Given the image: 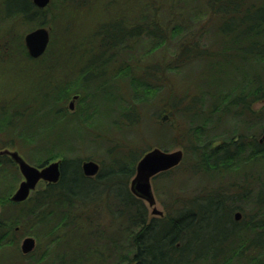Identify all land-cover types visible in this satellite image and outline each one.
I'll return each mask as SVG.
<instances>
[{
	"label": "trees",
	"instance_id": "trees-1",
	"mask_svg": "<svg viewBox=\"0 0 264 264\" xmlns=\"http://www.w3.org/2000/svg\"><path fill=\"white\" fill-rule=\"evenodd\" d=\"M191 1L193 6L182 14L175 12L165 23L166 30L148 18L153 5L145 3L134 9L139 24L119 18L121 12L100 22L104 51L123 45L127 28L122 25L129 22L134 26L130 34L134 39L151 42L148 51L156 42H174L181 48L170 54L173 59L164 70L161 64H156L158 71L142 68L139 59L135 60L134 103L121 102L125 110L121 122H116L118 130L138 128L142 110L137 105L160 89L158 83L168 85L170 78L186 71V64L203 57L200 65L195 63L194 72L193 68L186 72L195 73L190 76L192 86L166 94L159 113L168 114L167 120L156 121L160 131L155 132V145L168 152L180 148L184 157L176 170L183 169L182 176L191 177L182 183L171 181L168 176L174 169L154 177L160 197V191L167 188L161 201L165 217L148 216L146 204L130 188L136 165L152 150V144L138 150L136 139L123 138L124 132L123 137L113 136L109 141L105 133L90 131L95 125L104 127L103 105L117 102L111 98L116 94H111L109 82L95 69L72 82H52L42 72L47 51L36 62L38 90L22 106L25 110L16 109L17 96L0 93V132L6 128L18 139L17 144L0 141V150L18 148L26 161L39 167L61 160V178L57 183H44L25 202L14 203L10 196L15 185L7 183L6 169V164L14 162L0 154V264L15 263L9 257V244L16 242L18 233L15 226L22 236L33 235L40 242L30 254L16 250L29 259L28 264H264V104L255 105L264 102V0H206V5L202 0ZM85 3L61 0L58 8L69 5L72 10ZM143 8L147 11L142 12ZM49 10L50 4L39 8L33 0H0V48L6 46L0 65L16 59L12 57L15 50L8 46L12 44L4 41L16 39L21 25L33 30L56 22L57 15L49 16ZM205 39H211L210 44ZM185 42L191 46L184 47ZM164 77L167 82L163 84ZM43 79L47 84H42ZM76 94L83 96L81 103L93 98L96 105L70 113L66 102ZM97 97L102 100L101 108ZM90 144L99 157L92 152L87 156L77 153H87ZM90 160L100 165L96 177L82 171L83 162ZM192 178H198L195 185ZM157 179L163 180L159 187ZM105 216L111 218L107 228L117 221L119 234L113 241L105 228L99 230L102 226L85 227L103 225ZM62 244L70 250H58Z\"/></svg>",
	"mask_w": 264,
	"mask_h": 264
},
{
	"label": "rangeland",
	"instance_id": "rangeland-1",
	"mask_svg": "<svg viewBox=\"0 0 264 264\" xmlns=\"http://www.w3.org/2000/svg\"><path fill=\"white\" fill-rule=\"evenodd\" d=\"M60 1L61 0H50L51 3H49L50 10L47 14L49 16H51V14H56L57 19L52 26L45 27L49 30L50 42L47 47V50L45 51V53L49 51L46 58L44 59V62L47 63V66L42 69V72L44 74H49L52 82H57L60 80L62 81V79H67V81L72 82L74 80H77L79 75L83 76L84 73H86V76H88L90 72H92L91 70L93 69H95L99 73L101 72V79L105 78L109 82L111 94L113 95L114 92L116 94V96L114 95L115 98H111L117 100V102L113 100V103H105V105H103L104 108L102 107L103 112L105 110L107 112L110 111V113H107L106 111L104 112L106 116V122L104 124L105 128L102 125H95L93 128L90 129V131H94V133H105V135L109 136L106 137V139L109 141L113 138V136L123 137L121 134L124 132L123 138H127L129 136L130 139H136L137 146H139L138 150H141L145 146V144H152V149L157 148L154 143V141L156 140V138H154V135L155 132L157 130L160 131V129L158 128L156 121L158 119V121L160 122L167 120L166 117L168 114L166 115L165 112L159 113V111L161 110V106L164 103V98L166 94H169V92H171L172 90H177L178 92H181L187 86H192V80L190 79V76L195 75V73H193L192 75H189L188 73H190L191 68H193V72L195 71V68H198L195 63H197V65H200L201 61H203L201 60L203 57H200L201 59L198 60L193 59L192 63L190 62L186 64V66L184 67V70L186 71H184L183 74H181L180 76L174 75L172 79L170 78V80L168 81V85H165L164 83L167 82L169 77L167 75H164L165 77H167V80L165 79V77L164 79L162 78L164 81L162 82L164 84V87L161 82L158 83V87L160 89L153 90V93L150 95L151 97H148V99H146L144 103L141 102L140 105H137L142 110V122L139 127L135 128L133 131L127 130L125 128H123V130H118V128H116L118 123L116 122H121V116L124 115L122 112H124L125 110L124 107L121 108V102L123 100H126L128 104L134 103V93L131 80L135 75V72L133 71V68L135 67V60L139 59V63L142 64V68H150L152 70L156 69L155 71H158L159 66H161V68L164 70L166 64L171 62V60L173 59L170 54L174 53L175 50L177 52H180L181 48L175 46L174 42L170 44H166L165 42H156L153 45V49L148 51V49L151 48L152 44L151 42L148 43L145 38L139 37L134 39V37H130V39H127L126 37V40L123 45L120 46V48L118 47L119 49H108L107 51H104L103 47L101 46L103 38L102 35L99 34L101 29L100 27H98V25L100 24V22H108V19L112 17V15L116 12H121L119 18L125 19L126 21L127 19L134 20V25L135 22L136 24H139L140 22L138 20L140 19V17L135 18L138 13L134 9L138 4V7L141 8L143 3H145L147 6L153 5L152 8L148 7L149 12L151 13V15L147 13L148 18H153L155 21L157 20V22H160L162 24L163 29L166 30L168 29V26L165 23L169 22L173 18L175 12L176 15H178L179 13L182 14L188 7L193 6L194 3L191 0H115L114 3H109L103 0H91L88 3H85V0H82L85 5H76L74 6V9L69 10V5H65V9H62L61 7L58 8L60 5ZM205 2L206 0H202V3L205 4ZM46 7L49 8V5ZM141 11L144 12L147 11V9L143 8ZM112 21H115V19H112ZM128 26L134 29L132 22H129L127 25L123 26V28H126ZM29 28L30 27L28 25H21L19 27L20 35L17 36L16 39L4 41V44H12L8 46L12 50H15V52L12 53V57H16V59L11 60L10 62H6L3 65H0V93L2 92V94L7 97L17 96L19 102L16 106V109L18 110H25L26 106H22L26 105L27 102L30 101L37 94L38 71L36 62H38V59H40L45 54L44 53L39 58H32L28 54L27 48L25 46V36L29 32L35 30H29ZM197 28L198 26L196 25L194 30H196ZM21 36H23V40H21ZM210 41L211 39H205L204 43L210 44ZM187 42L183 44L184 47L191 46L190 43ZM49 47L50 50H48ZM25 52H27L28 56H25ZM5 53L6 46H3L2 48H0V55H5ZM8 58L10 57L8 56ZM29 58H31L32 60ZM156 64L161 65L157 66ZM124 69H126V71H122ZM228 70H230L229 67ZM187 71L188 73H186ZM126 72H128V74H126ZM42 84H47L46 82H44V79L42 81ZM115 87L116 90H114ZM76 96V98L70 97L66 102V108L70 111V113H80V110H83L85 108L87 109L89 106L92 108L96 105V101L93 98H89L88 103L86 104L84 102H80L83 98L82 95L76 94ZM99 98L100 97H97L98 106L101 105L102 101ZM71 104L73 105L72 109L70 108ZM263 104L264 102L258 104L256 103L255 105L257 108H260V106ZM129 106L133 108L132 105ZM26 111L29 112L30 110ZM154 115H159V118H156ZM118 117L120 119L117 120ZM126 119L127 118H125V120L123 119L124 124H127V121H129H126ZM107 133H109L110 135ZM0 141H16V144L18 143V139L13 136V132H11L10 130H6V128L0 132ZM93 148L95 149V145L91 146L90 144L86 147L85 151L87 153L80 151H78L77 153H79L80 155L83 154L82 156H87L93 153L92 155H97V157H99L100 153L94 151ZM3 150L16 151L23 157V155L19 152L18 148L16 150L14 148L6 147L2 148L0 152ZM177 150L181 149L174 148L171 149L169 152ZM28 163H30L31 165H35L31 162ZM6 166V169L8 170L7 183L9 184L10 182L12 185H15V190L11 194L12 196L14 192L18 189L20 183L24 180V177L22 176L19 167L15 162L8 163L6 164ZM173 169L174 171L172 172V174L168 176L169 180L182 183L183 181L189 180L191 178L188 177L187 174L182 176L183 169L176 170V167ZM12 178H14V180H11ZM133 178L130 180V186ZM15 179L17 180L16 183ZM153 179L152 188L157 202L156 208L162 211V215H153L152 208L149 207L148 202L143 199L142 200L148 208V216L165 217L166 208L163 206V203H161V201H164L163 198H165L166 196L165 191L167 190V188H165L164 186L163 190H159L161 194L160 197L155 191ZM192 179H194L192 181V185H195V182L196 180H198V178ZM162 181V179H157L156 184L158 187ZM43 184L44 182H40L37 188L42 186ZM172 184L173 183L171 182V186ZM213 185H216V182H214ZM32 193L30 194V196L32 195ZM2 213L3 206L0 204V217ZM110 220L111 218L109 216H105L101 219V224L103 225L93 224L92 226L86 225L85 227L88 228L87 230H91L94 227L102 226L103 228L99 230H104L105 228V234L107 235V238H109V241H113V239L116 237L117 234H119V232L116 227L117 221L115 222L116 224L111 226V228H107L108 226H110ZM17 228H19V226H15V231L18 232L16 235L14 234L16 242H14V244H9V251H11L9 257L14 260V264H28L29 259H26L19 255L16 250H21V244L26 237H33L35 239L36 237L33 235L22 236L20 234V231H17ZM95 242L100 243L101 240H95ZM44 244L45 241H42V245ZM61 246L62 247H60L58 250H70V248L66 247L65 244H62ZM39 247L40 242L37 238L36 247L34 250H38ZM41 249H43V247H41ZM41 264L44 263L41 262Z\"/></svg>",
	"mask_w": 264,
	"mask_h": 264
},
{
	"label": "water",
	"instance_id": "water-1",
	"mask_svg": "<svg viewBox=\"0 0 264 264\" xmlns=\"http://www.w3.org/2000/svg\"><path fill=\"white\" fill-rule=\"evenodd\" d=\"M33 3L39 8H45L50 0H33ZM50 42L49 30L45 27L37 28L25 36V46L28 54L32 58L42 56ZM77 96H75L76 98ZM73 105H70L72 109ZM264 140V134L261 141ZM1 155H8L18 165L19 170L24 177L18 189L11 196L14 203H22L28 199L30 194L35 191L40 181L47 183H57L61 175V160L51 162L45 166L37 167L28 163L18 152L3 150ZM182 150L173 152L164 151L160 148H154L147 152L137 163L136 173L131 181V191L138 198L148 202L152 208L153 215H162V211L156 208V198L152 188V179L162 172L169 171L177 167L183 160ZM83 171L87 176H95L99 172L100 165L95 161H84ZM241 214H236V219L240 220ZM36 247V239L26 237L21 244V252L24 255L30 254Z\"/></svg>",
	"mask_w": 264,
	"mask_h": 264
},
{
	"label": "flooded vegetation",
	"instance_id": "flooded-vegetation-1",
	"mask_svg": "<svg viewBox=\"0 0 264 264\" xmlns=\"http://www.w3.org/2000/svg\"><path fill=\"white\" fill-rule=\"evenodd\" d=\"M116 14H117V13H116ZM113 25H116V24H113ZM123 26H124V25H122V28H123ZM98 27H102V24L98 25ZM126 28H127V31H126L127 39H130V37L132 38V36H131L130 34H131V32L133 31V30H132L133 28L130 29L129 26L126 27ZM116 31H118V29H116ZM113 50H114V49H113ZM75 96H76V95H75ZM75 96H73V98H74ZM73 98H72V99H73ZM82 171H83V168H82ZM99 171H100V168H99ZM83 173H84V171H83ZM98 173H99V172H98ZM98 173H97L95 176H87V175H85V173H84V175L87 176V177H96V176L98 175ZM60 178H61V175H60ZM40 182H44V181H40ZM40 182H39V183H40ZM39 183H38V184H39ZM44 183H47V182H44ZM10 200H11V197H10ZM17 204H19V203H17ZM19 230H20V228H17V231H19Z\"/></svg>",
	"mask_w": 264,
	"mask_h": 264
}]
</instances>
